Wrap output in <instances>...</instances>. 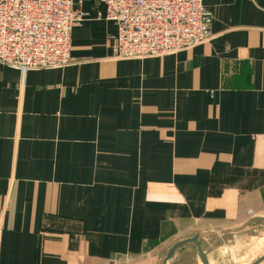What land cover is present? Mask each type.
<instances>
[{
  "label": "crops",
  "instance_id": "obj_1",
  "mask_svg": "<svg viewBox=\"0 0 264 264\" xmlns=\"http://www.w3.org/2000/svg\"><path fill=\"white\" fill-rule=\"evenodd\" d=\"M203 3L211 38L173 55L114 59L75 0L68 66L0 64V264H164L264 217V0Z\"/></svg>",
  "mask_w": 264,
  "mask_h": 264
},
{
  "label": "built area",
  "instance_id": "obj_2",
  "mask_svg": "<svg viewBox=\"0 0 264 264\" xmlns=\"http://www.w3.org/2000/svg\"><path fill=\"white\" fill-rule=\"evenodd\" d=\"M90 1V0H82ZM118 25L113 58L173 55L211 38V12L203 0H98ZM75 0H0V64L22 71L71 63L75 25L87 14Z\"/></svg>",
  "mask_w": 264,
  "mask_h": 264
},
{
  "label": "rangeland",
  "instance_id": "obj_3",
  "mask_svg": "<svg viewBox=\"0 0 264 264\" xmlns=\"http://www.w3.org/2000/svg\"><path fill=\"white\" fill-rule=\"evenodd\" d=\"M200 229L195 228L192 234ZM208 232H222V229L203 230ZM202 249L209 255L211 264H253L264 255V226L256 225L245 228L237 233L219 235L217 237L202 238ZM183 249L180 261L187 264H201L197 249L190 244ZM186 257V258H185ZM148 259V258H147ZM145 260L146 264H156L157 260ZM151 261V262H150ZM111 264H143L133 259H123Z\"/></svg>",
  "mask_w": 264,
  "mask_h": 264
},
{
  "label": "water",
  "instance_id": "obj_4",
  "mask_svg": "<svg viewBox=\"0 0 264 264\" xmlns=\"http://www.w3.org/2000/svg\"><path fill=\"white\" fill-rule=\"evenodd\" d=\"M255 224H260L264 226V217H257L254 219H251L250 221H248L243 227L239 228V229H235V230H228V231H222V232H210V233H201V234H197L194 238L192 239H188L182 242H179L177 244H175L172 249L169 251L164 264H168L169 260H171L175 254V252L177 251L178 248H180L183 245H186L188 243H195L197 248H198V252H199V257L200 260L202 262V264H209V260L207 258V256L203 253L202 249H201V245L199 242V238L201 236H206V235H212V236H217L219 234H228L231 232H238L240 230H243L244 228L248 227V226H252ZM264 261V255L263 257H261L260 259H258L256 262H254L253 264H260L261 262Z\"/></svg>",
  "mask_w": 264,
  "mask_h": 264
}]
</instances>
